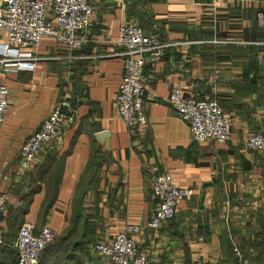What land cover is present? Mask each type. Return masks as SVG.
Returning <instances> with one entry per match:
<instances>
[{
    "label": "crops",
    "instance_id": "obj_1",
    "mask_svg": "<svg viewBox=\"0 0 264 264\" xmlns=\"http://www.w3.org/2000/svg\"><path fill=\"white\" fill-rule=\"evenodd\" d=\"M90 1L89 41L80 48L86 52L69 57L65 45L43 37L31 48L34 67H17L14 60L1 64L9 103L0 121V188L8 194L0 214V264L10 261L12 244L3 240L8 207L32 187L23 219L38 227L49 224L57 234L72 226L70 237L78 241L76 252L85 264H112L93 245L110 240L127 223L141 225L138 247L163 264H191L199 257L236 264L232 238L250 264H264V149L245 145L249 132L264 131V47L242 41L262 34L257 11L264 0ZM127 20L182 42L165 46L159 56L146 53L143 129L128 125L117 112L122 57L80 56L107 51ZM215 32L231 41H209ZM4 41L0 31V50ZM175 84L190 95L217 97L231 118L230 138L193 139L169 100ZM72 92L76 121L40 150L31 168L46 154H56V160L45 181H32L19 169L20 145L54 103ZM56 161L57 189L43 213ZM165 170L194 192L162 227L149 228L153 179Z\"/></svg>",
    "mask_w": 264,
    "mask_h": 264
},
{
    "label": "built area",
    "instance_id": "obj_2",
    "mask_svg": "<svg viewBox=\"0 0 264 264\" xmlns=\"http://www.w3.org/2000/svg\"><path fill=\"white\" fill-rule=\"evenodd\" d=\"M264 3V2H263ZM94 12L90 0H3L0 6V31L5 41L0 50V121L8 110L9 88L3 81L1 64L14 60L17 67H34L37 58L31 48L43 37H50L65 45L69 57L89 41L87 27ZM260 26L264 27V4L257 11ZM210 41H231L219 39L215 32ZM264 47V37L242 40ZM190 41H187L189 43ZM182 43L168 41L155 33L147 32L142 24L135 20L121 23L118 35L110 48L103 54L80 56L117 55L123 59V75L116 95L118 114L130 126L144 128L148 123L144 105L145 84L143 81L146 53L152 51L159 56L165 46ZM169 100L176 113L188 123L193 139L197 141L223 142L231 136V118L217 98L195 96L185 93L181 84L173 85ZM75 107L67 95L62 96L52 106L40 125L28 134L20 145L19 169L26 171L40 150L51 143L59 129L70 126L76 121ZM249 149H264V131L254 130L245 138ZM194 192L190 186L177 184L169 170L155 175L152 193L155 204L147 227L160 228L165 221L173 218L179 203ZM7 191L0 188V214L6 210ZM141 230L137 223H127L110 240L97 241L93 247L107 256L112 264H163L149 257L140 249L136 233ZM57 234L54 227L42 224L35 227L34 221L23 219L17 228L13 246L17 251V264H36L42 248ZM232 247L237 256L236 264H250L243 255L236 240L232 238ZM191 264H217L205 257L194 259Z\"/></svg>",
    "mask_w": 264,
    "mask_h": 264
},
{
    "label": "trees",
    "instance_id": "obj_3",
    "mask_svg": "<svg viewBox=\"0 0 264 264\" xmlns=\"http://www.w3.org/2000/svg\"><path fill=\"white\" fill-rule=\"evenodd\" d=\"M258 20V19H257ZM262 34L257 33L254 35L255 37L251 38H263L264 37V28L261 27ZM85 51V50H84ZM84 51L82 49L75 50L74 53L82 54ZM86 52V51H85ZM74 79V76H71ZM74 90V89H73ZM74 92H72V96L69 97L71 104L76 107L78 101H76L74 97ZM38 156L32 161L30 167L26 170V174L29 175L30 180L32 181H45V174L48 171L49 167L54 164L56 160V154L50 153L46 154V157L41 161L34 165V168H31ZM57 168L54 170L57 171L59 169V161H56ZM94 168L100 165V161L97 159L93 163ZM59 171L53 172L49 177V188L48 193L46 195V201L43 207V213L48 211V207L53 202L57 183H58ZM35 188L32 187L30 192L19 193V203L18 204H10L8 207V216H7V230L4 231L3 240L5 243L12 244L9 245L8 254L10 257V261L8 264H17V251L13 246V240L15 238L17 228L19 224L22 222L25 212L27 211L29 200L31 199L30 194L33 193ZM8 194L6 196V206ZM37 228L38 226L35 225ZM72 232V226H70L66 233L64 234H56L52 240H50L40 251L38 256V262L36 264H85L82 258L78 257L76 252L78 241L76 239H71L70 235ZM232 244V243H231Z\"/></svg>",
    "mask_w": 264,
    "mask_h": 264
},
{
    "label": "rangeland",
    "instance_id": "obj_4",
    "mask_svg": "<svg viewBox=\"0 0 264 264\" xmlns=\"http://www.w3.org/2000/svg\"><path fill=\"white\" fill-rule=\"evenodd\" d=\"M141 24V23H140ZM143 26V25H142ZM260 27H262V26H260ZM262 28H264V27H262ZM145 29V28H144ZM214 37V36H213ZM212 37V38H213ZM211 38V39H212ZM217 38H219V39H222V40H224V39H227L226 37H222V36H218V34H217ZM252 39H259V38H252ZM209 41H210V39H209ZM211 42H214V41H211ZM221 42H229V41H221ZM249 44H254V43H249ZM255 45H258V44H255ZM260 46V45H259ZM263 47V46H262ZM201 97H204V96H201ZM211 97H213V98H217V97H215V96H211ZM218 99V98H217ZM219 100V99H218ZM221 103V102H220ZM222 104V103H221ZM237 242V241H236ZM238 244V243H237Z\"/></svg>",
    "mask_w": 264,
    "mask_h": 264
},
{
    "label": "water",
    "instance_id": "obj_5",
    "mask_svg": "<svg viewBox=\"0 0 264 264\" xmlns=\"http://www.w3.org/2000/svg\"><path fill=\"white\" fill-rule=\"evenodd\" d=\"M108 133H109L108 131H101V132L99 133V135L104 136V135H106V134H108Z\"/></svg>",
    "mask_w": 264,
    "mask_h": 264
}]
</instances>
